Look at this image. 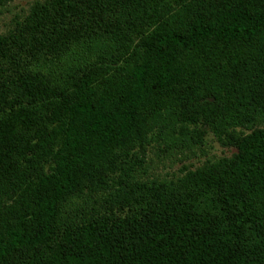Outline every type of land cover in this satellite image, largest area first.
I'll return each instance as SVG.
<instances>
[{"label":"trees","instance_id":"obj_1","mask_svg":"<svg viewBox=\"0 0 264 264\" xmlns=\"http://www.w3.org/2000/svg\"><path fill=\"white\" fill-rule=\"evenodd\" d=\"M209 135L234 153L151 177L154 145ZM0 264H264V0L16 15L0 34Z\"/></svg>","mask_w":264,"mask_h":264},{"label":"rangeland","instance_id":"obj_2","mask_svg":"<svg viewBox=\"0 0 264 264\" xmlns=\"http://www.w3.org/2000/svg\"><path fill=\"white\" fill-rule=\"evenodd\" d=\"M36 1L43 0H16L3 9L0 13V34L7 31L11 20L16 15L28 13L30 6ZM149 155L150 174L153 178L172 179L179 175L183 167L195 169L202 166L208 160H217L230 157L234 150L223 148L212 135L206 138L204 147L191 151H173L165 153L164 146L154 145Z\"/></svg>","mask_w":264,"mask_h":264}]
</instances>
